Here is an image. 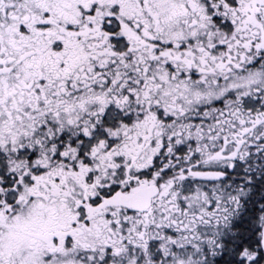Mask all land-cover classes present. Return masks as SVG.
I'll list each match as a JSON object with an SVG mask.
<instances>
[{
  "label": "snow or ice",
  "instance_id": "snow-or-ice-1",
  "mask_svg": "<svg viewBox=\"0 0 264 264\" xmlns=\"http://www.w3.org/2000/svg\"><path fill=\"white\" fill-rule=\"evenodd\" d=\"M0 264H264V0H0Z\"/></svg>",
  "mask_w": 264,
  "mask_h": 264
}]
</instances>
